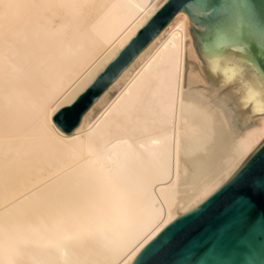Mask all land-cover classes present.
<instances>
[{"label": "bare ground", "instance_id": "1", "mask_svg": "<svg viewBox=\"0 0 264 264\" xmlns=\"http://www.w3.org/2000/svg\"><path fill=\"white\" fill-rule=\"evenodd\" d=\"M167 0H0V264H131L264 141L245 47L177 13L82 115L53 123Z\"/></svg>", "mask_w": 264, "mask_h": 264}, {"label": "water", "instance_id": "2", "mask_svg": "<svg viewBox=\"0 0 264 264\" xmlns=\"http://www.w3.org/2000/svg\"><path fill=\"white\" fill-rule=\"evenodd\" d=\"M183 12L202 44L245 47L264 77V0H167L53 123L71 133L120 73ZM131 264H264V141L240 168L194 209L180 214Z\"/></svg>", "mask_w": 264, "mask_h": 264}]
</instances>
